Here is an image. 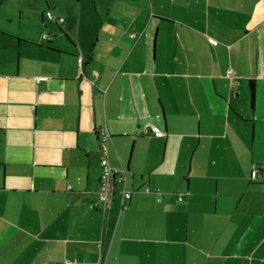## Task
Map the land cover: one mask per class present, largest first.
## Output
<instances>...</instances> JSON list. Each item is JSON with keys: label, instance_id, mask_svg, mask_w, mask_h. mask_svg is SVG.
<instances>
[{"label": "crops", "instance_id": "crops-1", "mask_svg": "<svg viewBox=\"0 0 264 264\" xmlns=\"http://www.w3.org/2000/svg\"><path fill=\"white\" fill-rule=\"evenodd\" d=\"M93 7L0 23V264H264V182L233 165L264 129V0Z\"/></svg>", "mask_w": 264, "mask_h": 264}, {"label": "rangeland", "instance_id": "rangeland-1", "mask_svg": "<svg viewBox=\"0 0 264 264\" xmlns=\"http://www.w3.org/2000/svg\"><path fill=\"white\" fill-rule=\"evenodd\" d=\"M80 5L94 12V0H0V23L3 25L8 24V22L13 23L16 30L12 31L17 33V29L20 27L18 23H22V30L20 32L29 34L30 32L33 33L32 26L34 24L42 22V17L44 22H49V20L46 19L48 11L53 10L61 14ZM255 134H257V140L254 145V151H250L247 155H242L241 157L235 156V158H233V165L237 176H246L250 174L249 172H252L253 165H258L260 169L264 170V129H258ZM263 182L264 181L259 180L256 183L260 184ZM242 184L243 182L239 178L231 181L230 186L233 188L232 191H239L242 188ZM260 192H262L264 197V185L254 186L247 197L258 198ZM262 213L264 217V210Z\"/></svg>", "mask_w": 264, "mask_h": 264}, {"label": "built area", "instance_id": "built-area-1", "mask_svg": "<svg viewBox=\"0 0 264 264\" xmlns=\"http://www.w3.org/2000/svg\"><path fill=\"white\" fill-rule=\"evenodd\" d=\"M47 17L48 19L55 21L56 23H58L60 26L63 27L65 20L62 17H57L52 11H48L47 12ZM134 37V36H132ZM45 38H47L45 36ZM82 58L79 59V63L81 68L83 67V60H81ZM229 75H232V72L229 73ZM39 82L41 81H45L47 80L46 78H40L38 79ZM145 134H152L157 138L163 137L164 133L163 131H161L160 129H155V128H151L150 131H148L146 129V131H144ZM98 141H99V145H100V149H101V154H103V158L101 159V177H100V186H101V193L102 194V198L104 200V204H103V208L104 210L108 209V207L111 205V201H112V193L114 192V179L116 177H118V182H120L121 184L124 185V187L126 186V169L122 168V169H114L111 168V165L109 163L108 160V145L110 143L109 140H111V135L107 129V127H103L100 129L99 133H98ZM261 170L260 167L258 165H253L252 167V172L251 173V180L253 182H257L259 180H262V175H261ZM69 189H71V187H69ZM147 192H150L149 189L146 190ZM132 193L129 190H122V192L120 193V195H122V200H129L132 195ZM93 207V206H92Z\"/></svg>", "mask_w": 264, "mask_h": 264}, {"label": "trees", "instance_id": "trees-1", "mask_svg": "<svg viewBox=\"0 0 264 264\" xmlns=\"http://www.w3.org/2000/svg\"><path fill=\"white\" fill-rule=\"evenodd\" d=\"M62 27V26H61ZM250 93H251V97H252V102L254 103V92H255V83L254 82H250Z\"/></svg>", "mask_w": 264, "mask_h": 264}, {"label": "water", "instance_id": "water-1", "mask_svg": "<svg viewBox=\"0 0 264 264\" xmlns=\"http://www.w3.org/2000/svg\"><path fill=\"white\" fill-rule=\"evenodd\" d=\"M114 180H115V179H114ZM113 193H114V192H113ZM113 193H112V194H113ZM112 196H113V195H112Z\"/></svg>", "mask_w": 264, "mask_h": 264}]
</instances>
